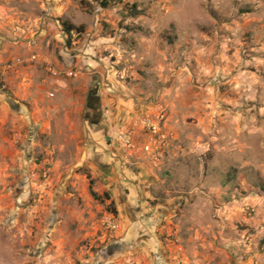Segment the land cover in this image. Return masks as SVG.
<instances>
[{
    "label": "rangeland",
    "instance_id": "obj_1",
    "mask_svg": "<svg viewBox=\"0 0 264 264\" xmlns=\"http://www.w3.org/2000/svg\"><path fill=\"white\" fill-rule=\"evenodd\" d=\"M62 3L57 20L83 32L64 34L71 57L58 75L97 88L100 116L86 102L78 119L59 116L61 132L0 139V264H144L117 246L138 227L129 187L152 209L193 203L211 240L223 230L248 264H264V0ZM146 116L165 136L151 153ZM193 140L199 152L181 153Z\"/></svg>",
    "mask_w": 264,
    "mask_h": 264
},
{
    "label": "crops",
    "instance_id": "obj_2",
    "mask_svg": "<svg viewBox=\"0 0 264 264\" xmlns=\"http://www.w3.org/2000/svg\"><path fill=\"white\" fill-rule=\"evenodd\" d=\"M65 8L62 3L57 10L56 0H0V139L4 141L11 143L10 139L61 132L59 116L72 122V116L78 119L87 102V87L81 73H76L77 77L73 79L45 69L46 62L58 71L64 67L63 58L71 57L62 45L65 36L57 20ZM32 56L35 59L30 62ZM14 58L25 62L15 70H6L5 63ZM71 63L74 64V60ZM168 126L172 127L171 124ZM174 133V138L181 136L179 131ZM221 148L226 150L225 146ZM180 150L181 153L199 152L194 140L188 150L183 147ZM107 170H104L105 174ZM114 173L115 177H107L105 185L112 192L117 190L115 184L122 177L119 169ZM126 194L132 202L133 223L138 227L127 232L125 243L119 245L131 248V253L140 251L144 264H248L249 254L233 248L223 230L219 231L223 241L217 243L210 239L214 228L201 224V213L191 207L193 203H185L181 208L182 199L176 198V213L170 206L174 198L165 199L160 209H152L146 205V199L138 203L130 187ZM123 212L128 214V210ZM138 215L143 217L142 221L138 220ZM144 224L151 226L148 228ZM169 235H173L177 244L169 241Z\"/></svg>",
    "mask_w": 264,
    "mask_h": 264
},
{
    "label": "built area",
    "instance_id": "obj_3",
    "mask_svg": "<svg viewBox=\"0 0 264 264\" xmlns=\"http://www.w3.org/2000/svg\"><path fill=\"white\" fill-rule=\"evenodd\" d=\"M35 59L34 56L31 57V59H29L30 62H33ZM25 61L21 58H14V59H10L9 61H7L4 65V68L6 70H15L17 69L20 65H22ZM45 69L52 74H58L59 71L55 70V68L49 64L45 62ZM73 75L75 76L76 74L73 73ZM50 96H52V93H49ZM142 123L147 126L148 128V132H147V138H148V142L144 144L143 146V150L147 151V152H154V148L152 146L151 142H161L165 136L164 134H160L158 129L156 128V126L151 122V119L149 118V116H146L144 118V120L142 121Z\"/></svg>",
    "mask_w": 264,
    "mask_h": 264
},
{
    "label": "trees",
    "instance_id": "obj_4",
    "mask_svg": "<svg viewBox=\"0 0 264 264\" xmlns=\"http://www.w3.org/2000/svg\"><path fill=\"white\" fill-rule=\"evenodd\" d=\"M99 7L101 8H107L112 4L119 3L122 0H93ZM129 13L133 16L140 14V10L135 7V5H132L129 8ZM61 20V26L64 34L67 36V43H70L71 41V32H75L76 34H81L83 32V28L74 25L73 23L69 22L68 20L60 19ZM91 194L93 196H96V194L91 191Z\"/></svg>",
    "mask_w": 264,
    "mask_h": 264
},
{
    "label": "flooded vegetation",
    "instance_id": "obj_5",
    "mask_svg": "<svg viewBox=\"0 0 264 264\" xmlns=\"http://www.w3.org/2000/svg\"><path fill=\"white\" fill-rule=\"evenodd\" d=\"M87 109L91 118H93V122H98V117L100 113H98L100 108V98L97 95V88H94L88 95H87ZM119 247V244L117 245ZM116 246V247H117Z\"/></svg>",
    "mask_w": 264,
    "mask_h": 264
}]
</instances>
